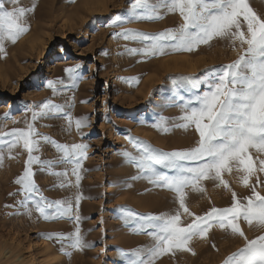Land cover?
Segmentation results:
<instances>
[{
	"label": "rangeland",
	"instance_id": "obj_1",
	"mask_svg": "<svg viewBox=\"0 0 264 264\" xmlns=\"http://www.w3.org/2000/svg\"><path fill=\"white\" fill-rule=\"evenodd\" d=\"M249 2L264 17V0ZM20 3L24 7L35 5V9L27 17L30 30L15 44L6 42V55L0 53V132L26 128L25 121L34 124L40 143L33 155L45 162L33 165L40 190L37 197L42 194L48 201L71 200L73 218L46 220L34 204H21L24 194L15 181L25 170L28 154L22 147L11 153L4 148L0 165V264H125L124 252L152 241L147 234L135 232L131 222H125L121 206L142 215L171 213L178 207L173 191L143 178L122 154H136L129 137L164 151L194 147L199 139L195 129L173 126L182 123L178 119L183 114L180 97L190 95L189 89L177 87L176 81L188 76L204 78L206 71L236 60L239 46L234 51L227 40H214L193 52L147 58L129 51L142 47L138 41L117 34L124 29L158 33L176 28L183 22L179 14L162 12V19L130 20L129 0ZM116 15L127 22L113 23ZM77 65L81 67L73 80L66 69ZM48 81L63 83H56L53 90ZM46 101L61 106L62 111L53 110L33 121L29 107L39 111L34 106ZM6 113L17 123L5 119ZM161 117L168 118L167 132L155 126ZM83 118H87L86 126L77 129L76 121ZM56 143L89 146L79 184L71 171L73 165L58 162L61 154ZM65 170L66 179L52 174ZM225 179L239 198L251 195L235 171ZM62 180L65 184L71 181V186L60 187ZM202 184L204 193L186 189L192 213L203 215L213 206H231V191L211 180ZM258 190L264 194V186ZM77 196L81 197L78 202ZM192 219L187 214L182 216L185 224ZM240 223L249 239L262 234L255 226ZM77 227L91 247L75 250L68 241L46 238L48 234L74 233ZM244 244L242 237L214 226L206 238L193 239L192 252L168 254L156 264H223ZM32 256L37 258L34 263Z\"/></svg>",
	"mask_w": 264,
	"mask_h": 264
},
{
	"label": "snow or ice",
	"instance_id": "obj_2",
	"mask_svg": "<svg viewBox=\"0 0 264 264\" xmlns=\"http://www.w3.org/2000/svg\"><path fill=\"white\" fill-rule=\"evenodd\" d=\"M34 9L35 5L21 6L20 0H0V53L6 55V42L15 44L30 30L27 17ZM129 9L130 20L162 19L163 12L179 14L183 21L176 28L158 33L124 29L117 35L142 45L139 49H129L132 53L155 58L193 52L202 45L210 46L214 40H227L234 51L238 44L240 54L231 63L206 71L204 78L188 76L176 81L177 87L183 85L188 88L190 95L187 99L180 97L183 114L178 119L182 123L173 126L185 130L193 127L199 136L194 147L164 151L148 141L129 137L136 154H122L135 164L143 178L173 191L178 207L171 213L142 215L121 206L125 222H131L135 232L147 234L152 241L149 245L124 252L125 264H156L165 255H175L178 251L192 252L190 245L193 239L206 238L214 226L245 241L244 246L229 255L223 264H264V194L258 190L264 186L261 176L264 174V17L253 9L249 0H129ZM117 22L127 21L116 15L113 23ZM80 67L66 69L71 79L76 78ZM136 80L138 83L139 78ZM56 83L62 84L63 81H48L47 86L55 90ZM34 107L39 111L29 107L33 121L53 110L62 111L61 106L51 105L50 101ZM5 119H13L17 123L10 113L5 114ZM86 121L87 118L78 119L77 129L86 126ZM25 123L26 128L0 132V165L5 158L4 148L11 153L12 149L22 147L28 158L23 174L15 181L24 194L21 204L26 207L34 204L36 211L46 220L71 219V200L48 201L42 194L37 197L40 190L34 181L33 165H45V162L33 155L39 150L40 134L34 124ZM155 126L167 132L168 118L161 117ZM88 147L82 143H56L61 154L58 162L73 165L71 171L77 184ZM234 171L238 173L240 183L250 188L251 195L241 199L232 190L225 176ZM52 174L66 179L68 171ZM208 180L231 191L232 204L225 208L213 206L203 215H196L187 205L186 189L204 193L206 188L202 182ZM59 186L70 187L71 181L65 184L62 180ZM80 198L76 197L77 202ZM185 214L193 217L190 223H183ZM75 220L78 223L80 217L75 216ZM241 221L260 229L262 234L249 239ZM46 238L68 241V246L75 250L92 246L84 241L78 227L74 233L48 234ZM67 254L71 256L70 252Z\"/></svg>",
	"mask_w": 264,
	"mask_h": 264
},
{
	"label": "bare ground",
	"instance_id": "obj_3",
	"mask_svg": "<svg viewBox=\"0 0 264 264\" xmlns=\"http://www.w3.org/2000/svg\"><path fill=\"white\" fill-rule=\"evenodd\" d=\"M50 5H51V4H50ZM50 10H51V9H50ZM81 18H82V17H81ZM30 25H31V24H30ZM183 66H184V65H183ZM193 66H194V65H193ZM193 68H194V67H193ZM205 240H206V239H205ZM198 246H199V245H198ZM36 259H37L36 256H32L30 261H31L32 263H34ZM39 264H43V263L41 262V263H39Z\"/></svg>",
	"mask_w": 264,
	"mask_h": 264
}]
</instances>
